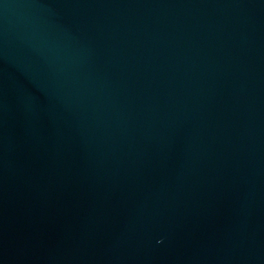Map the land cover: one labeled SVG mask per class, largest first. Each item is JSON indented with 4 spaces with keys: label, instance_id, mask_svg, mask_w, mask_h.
Here are the masks:
<instances>
[{
    "label": "water",
    "instance_id": "water-1",
    "mask_svg": "<svg viewBox=\"0 0 264 264\" xmlns=\"http://www.w3.org/2000/svg\"><path fill=\"white\" fill-rule=\"evenodd\" d=\"M0 264H264V0H0Z\"/></svg>",
    "mask_w": 264,
    "mask_h": 264
}]
</instances>
